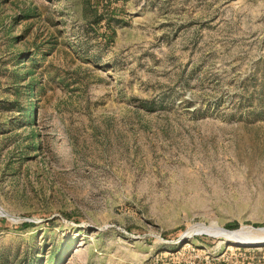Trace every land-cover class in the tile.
<instances>
[{
  "label": "rangeland",
  "instance_id": "1",
  "mask_svg": "<svg viewBox=\"0 0 264 264\" xmlns=\"http://www.w3.org/2000/svg\"><path fill=\"white\" fill-rule=\"evenodd\" d=\"M258 228L264 0H0V264H264Z\"/></svg>",
  "mask_w": 264,
  "mask_h": 264
},
{
  "label": "water",
  "instance_id": "2",
  "mask_svg": "<svg viewBox=\"0 0 264 264\" xmlns=\"http://www.w3.org/2000/svg\"><path fill=\"white\" fill-rule=\"evenodd\" d=\"M2 215L3 216H8V214H6V213H2ZM197 233H200V234H202L203 232H196V233H192V234H184L182 237H191L193 234L195 235V234H197ZM205 234V233H204ZM235 242H237L240 246H243V245H248L249 243H243V242H241V241H235Z\"/></svg>",
  "mask_w": 264,
  "mask_h": 264
},
{
  "label": "bare ground",
  "instance_id": "3",
  "mask_svg": "<svg viewBox=\"0 0 264 264\" xmlns=\"http://www.w3.org/2000/svg\"><path fill=\"white\" fill-rule=\"evenodd\" d=\"M245 227H243V228H241V229H244ZM249 227H247L246 229H248ZM245 229V230H246ZM250 229V228H249ZM259 229V228H258ZM256 230V229H255ZM260 230H264V229H259V231ZM219 231H220V234L222 233V234H226V235H228V234H235V233H237V231H234L233 233H231V232H228V231H226V230H224V229H222V228H219ZM240 232H244V231H240ZM248 232H249V230H248ZM256 232V231H255ZM262 232V231H261ZM241 234V233H240ZM262 234H263V232H262ZM217 236H218V234H217ZM261 236V235H260Z\"/></svg>",
  "mask_w": 264,
  "mask_h": 264
}]
</instances>
